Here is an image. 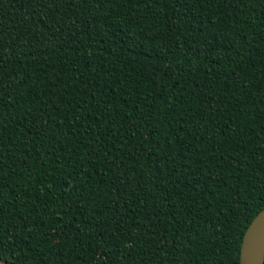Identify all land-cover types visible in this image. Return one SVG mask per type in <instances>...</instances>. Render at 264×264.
Segmentation results:
<instances>
[{
    "label": "trees",
    "instance_id": "trees-1",
    "mask_svg": "<svg viewBox=\"0 0 264 264\" xmlns=\"http://www.w3.org/2000/svg\"><path fill=\"white\" fill-rule=\"evenodd\" d=\"M264 208V0H0V261L239 264Z\"/></svg>",
    "mask_w": 264,
    "mask_h": 264
},
{
    "label": "water",
    "instance_id": "water-1",
    "mask_svg": "<svg viewBox=\"0 0 264 264\" xmlns=\"http://www.w3.org/2000/svg\"><path fill=\"white\" fill-rule=\"evenodd\" d=\"M239 264H264V208L243 235Z\"/></svg>",
    "mask_w": 264,
    "mask_h": 264
},
{
    "label": "rangeland",
    "instance_id": "rangeland-1",
    "mask_svg": "<svg viewBox=\"0 0 264 264\" xmlns=\"http://www.w3.org/2000/svg\"><path fill=\"white\" fill-rule=\"evenodd\" d=\"M0 264H5V263H3V262L0 261Z\"/></svg>",
    "mask_w": 264,
    "mask_h": 264
}]
</instances>
